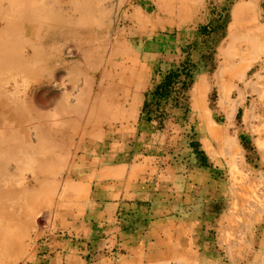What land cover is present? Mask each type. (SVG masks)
<instances>
[{"label": "rangeland", "instance_id": "374dc122", "mask_svg": "<svg viewBox=\"0 0 264 264\" xmlns=\"http://www.w3.org/2000/svg\"><path fill=\"white\" fill-rule=\"evenodd\" d=\"M66 2L58 0L57 9ZM84 5L90 10L93 1L85 0ZM95 6L106 12L102 33L92 29L90 21L77 38L52 45L49 60H60L47 77L26 86L23 77L15 76V84L34 100L39 112L54 114L61 100L79 112L69 113L63 121L34 122L27 141L0 145L8 157L0 176V228L8 230L4 241L10 236L16 238L15 245L20 243L6 264H26L38 228L46 224L41 216L35 219L37 209L46 204L49 188L56 190L71 165H78L80 145L96 134L100 138L103 129L117 130L128 140L126 128L136 120L138 132L157 129L165 136H158L154 144L165 145L168 155L178 150L186 157L189 143L196 141L207 166L215 170V179L222 180L219 176L229 171V185L244 193L245 204L255 203L264 218L260 175L264 153L257 148L262 145L264 113L256 112L258 105H264V96L258 95L255 81L264 58L258 46L264 45V0H236L223 30L213 34L209 30L216 25L212 21L222 0H97ZM240 6L244 10L233 24V12ZM187 58L197 72L186 100L180 108L171 101L161 104L159 111L166 114L161 128L156 121L145 123L140 119L144 95L160 83L168 68ZM69 67L79 72L75 83ZM195 89L201 95L194 97ZM12 115L23 124L33 120L22 104ZM12 229L15 235H9Z\"/></svg>", "mask_w": 264, "mask_h": 264}, {"label": "crops", "instance_id": "0c3cea01", "mask_svg": "<svg viewBox=\"0 0 264 264\" xmlns=\"http://www.w3.org/2000/svg\"><path fill=\"white\" fill-rule=\"evenodd\" d=\"M255 81L264 96V58ZM256 110L263 114L264 105ZM136 122L126 128L128 140L103 129L81 143L78 165L37 209L35 219L46 224L26 264H264V218L229 185V171L216 180L191 150L168 155L154 144L165 136L138 132Z\"/></svg>", "mask_w": 264, "mask_h": 264}, {"label": "bare ground", "instance_id": "6f19581e", "mask_svg": "<svg viewBox=\"0 0 264 264\" xmlns=\"http://www.w3.org/2000/svg\"><path fill=\"white\" fill-rule=\"evenodd\" d=\"M75 1L67 0L65 7L57 9L58 0H0V145L27 141L28 127L34 122L45 125L54 120L60 121L69 113L79 112L78 107L69 108L61 100L56 105L54 114L41 113L34 100L30 96H24L23 90L15 84V76L23 77L22 81L26 86L47 77L60 60L57 57L49 60L47 54L56 41L65 42L77 38L90 21L92 29L96 28L98 33L104 31L106 12L104 9H97V0H92L90 10H85V0L79 5ZM68 69L70 80L75 83L79 72L74 67ZM6 85H11V88L8 90ZM199 91L200 89L194 90V97L195 94L201 95ZM20 104L31 115V122L23 124L12 115ZM3 151L0 148V176L4 173L3 162L8 158ZM12 230L9 235L16 234ZM7 232V229L0 228V264H6L8 256L15 251L16 238L9 236L4 241V234L7 236Z\"/></svg>", "mask_w": 264, "mask_h": 264}, {"label": "trees", "instance_id": "16d2710c", "mask_svg": "<svg viewBox=\"0 0 264 264\" xmlns=\"http://www.w3.org/2000/svg\"><path fill=\"white\" fill-rule=\"evenodd\" d=\"M236 0H222V6L216 14L215 22L209 32L216 33L223 30L225 26V18L228 14L229 8ZM197 72L195 65L190 59L179 62L176 66L168 68L162 75L160 83L155 85L151 91L144 95V101L140 111V119L145 123L150 124L157 122L159 128L162 127L166 114L159 111L161 104L168 101L173 103L175 108H180V103L184 102L185 94L191 84L194 74ZM191 152L194 157L201 161V166L206 167V159L202 151L199 150V145L196 141L189 143Z\"/></svg>", "mask_w": 264, "mask_h": 264}]
</instances>
